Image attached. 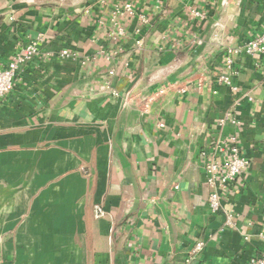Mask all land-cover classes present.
<instances>
[{"label":"crops","instance_id":"1","mask_svg":"<svg viewBox=\"0 0 264 264\" xmlns=\"http://www.w3.org/2000/svg\"><path fill=\"white\" fill-rule=\"evenodd\" d=\"M263 32L264 0H0V67L40 50L0 98V264L264 254V54L235 57V91L219 80ZM231 135L250 163L214 214L205 166Z\"/></svg>","mask_w":264,"mask_h":264},{"label":"built area","instance_id":"2","mask_svg":"<svg viewBox=\"0 0 264 264\" xmlns=\"http://www.w3.org/2000/svg\"><path fill=\"white\" fill-rule=\"evenodd\" d=\"M123 13L133 14L135 9L131 2H126L123 7ZM195 15H200L199 11H193ZM142 22L147 23L148 19L142 17ZM119 35H126V30L123 27L118 29ZM138 47H141V41H137ZM39 39L30 41L21 51L16 53L6 68L0 67V98L4 97L13 87L14 79L18 70L29 61L33 59L39 53ZM244 53L246 55L264 54V32L258 36L249 39L247 42L241 45L229 46L225 50V64L226 70L223 72L219 80L223 83H227L232 90H236L237 86L233 84V76L237 73L234 67L235 57ZM60 57L69 58L74 54L71 51L64 49L60 52ZM114 71L110 70L109 75H114ZM185 91L184 88L181 89ZM167 92L166 87H162L155 95H152L148 102L145 103L143 109L148 112L150 109V103L156 99L157 96L163 95ZM113 95H118V91L115 89L112 91ZM226 119H234L227 117ZM225 121V120H224ZM234 123L239 124V121L233 120ZM160 127H163V123H159ZM217 151L223 155V158H212L207 162L205 170L207 173L208 183L211 187L209 194V208L211 213H218L223 207V201L225 195L232 189L233 183L236 181L248 167L249 159L242 153L240 145L238 144L237 137L231 135L227 141L217 147ZM106 214L104 209L96 205L95 216L97 218L103 217ZM235 220L232 213H225L224 226H235ZM258 236L264 240V227L258 233ZM204 242L199 241L192 248L190 258L187 260V264H209L207 262H193L192 259L203 249ZM250 264H264V254L253 257L250 260Z\"/></svg>","mask_w":264,"mask_h":264}]
</instances>
